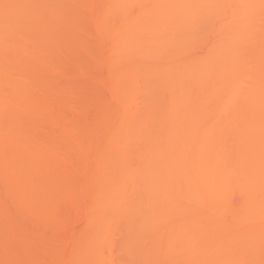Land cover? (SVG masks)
Returning a JSON list of instances; mask_svg holds the SVG:
<instances>
[{"label":"rangeland","instance_id":"374dc122","mask_svg":"<svg viewBox=\"0 0 264 264\" xmlns=\"http://www.w3.org/2000/svg\"><path fill=\"white\" fill-rule=\"evenodd\" d=\"M117 1L0 0V264H264V0Z\"/></svg>","mask_w":264,"mask_h":264},{"label":"bare ground","instance_id":"6f19581e","mask_svg":"<svg viewBox=\"0 0 264 264\" xmlns=\"http://www.w3.org/2000/svg\"><path fill=\"white\" fill-rule=\"evenodd\" d=\"M116 1H117V0H116ZM118 1H119V0H118ZM118 1H117V2H118ZM133 1H135V0H133ZM138 1H141V0H136L135 2L138 3ZM161 1H162V2H161V4H162V3H164L163 1H165V0H161ZM167 1H168V0H167ZM238 1H240V2L242 1V2H241V3H238ZM238 1L236 0V1H235V4H238V5L240 4V5H239V6L236 5V6H237V7H236L235 4H234V7H236V8L239 7V9H240L241 4H244V2H246V0H245V1H244V0H238ZM243 1H244V2H243ZM248 1H250V2H249V3L246 2V3H245V4H246L245 7H244L245 4L242 5L243 7L241 6V10H240V11L242 12V14H241V13L239 12V10H238V12L241 14V17L239 16V15H240L239 13H238L239 15H237V16H239V20H240L241 18L243 19V21H242V22L240 21V22H241L242 26H243V24L245 23V26H243V28H246L247 30H248V27H249L250 29L253 28V27H250V25H249V23H251V22H250V19H249V20L247 19L248 17H250V16L247 15V14H248L247 12L250 11L249 9H252V10H253V9L256 7V5L259 4L262 0H258V1H260V2H258V1H256V0H253V1H255V2H253V1H252V2H253L254 4L256 3L255 6H254V8H252V7H253V5H252L253 3L251 2V0H248ZM117 2H116V3H117ZM121 2H122V1L120 0V5H118V4L115 3V4H114L115 6H114V5H113V6H114L116 9L121 10V9H122V6H123V5L121 4ZM131 2H132V1L130 0V3H131ZM145 2H147V1L145 0ZM145 2H144V3H145ZM113 3H114V1H113ZM118 3H119V2H118ZM139 3H140V2H139ZM148 3H149V2H148ZM178 3H179V2H178ZM182 3H183V2H182ZM195 3H196V2H195ZM247 3H248V6H250V4L252 3L251 6L249 7V9H248V7H247ZM261 3H262V2H261ZM261 3H260L259 5H257L258 8L260 7ZM157 4H159V3H157ZM157 4H156V2H155V4H152V6H153V5H157ZM262 4H263V3H262ZM129 5H130V4H129ZM177 5H178V4H177ZM179 5H180V3H179ZM181 5H182V4H181ZM119 6H120V7H119ZM149 6H150V4H149ZM152 6H151V7H152ZM157 6H158V5H157ZM157 6H156V7H157ZM184 6H185V3L183 4V7H184ZM193 6H194V5H193ZM154 7H155V6H154ZM178 7H179V6H178ZM178 7H176V8H178ZM257 7H256V8H257ZM119 8H120V9H119ZM152 8H153V7H152ZM221 8H222V7H221ZM236 8H233V9H236ZM256 8H255V10H256ZM260 8H261V7H260ZM260 8H259V9H260ZM181 9H182V8H181ZM215 9H216V7H215ZM215 9H214V10H215ZM242 9H244V11H242ZM245 9H246V10L248 9V11H246ZM261 9H263V8H261ZM144 10H145V9H144ZM146 10H148V9H146ZM153 10H154V9H153ZM182 10H183V9H182ZM198 10H199V9H198ZM252 10H251V11H252ZM148 11H149V10H148ZM148 11H147V13H148ZM150 11H151V10H150ZM154 11H155V10H154ZM154 11H151L152 13H149V14H151V15L154 14V13H155ZM220 11H221V10H220ZM251 11H250V12H251ZM186 12H187V11H186ZM193 12H194V11H193ZM214 12H215V11H214ZM214 12H213V13H214ZM218 12H219V11H218ZM224 12H225V11H224ZM232 12H233V11H232ZM234 12H235V11H234ZM250 12H249V15L255 13L254 10H253L254 13H250ZM256 12H257V11H256ZM258 12H259V11H258ZM164 14H165V12H164ZM220 14H221V13H220ZM230 14H231V13H230ZM233 14H236V13H233ZM261 14H262V13H261ZM144 15H145V13H144ZM146 15H148V14H146ZM146 15H145V16H146ZM166 15H167V14H166ZM166 15H164L163 17H165ZM215 15H216V14H215ZM242 15H243L244 18H245L246 15L248 16V17L246 16V19L248 20L247 22H249V23H248L249 26L247 25V27H246L247 22L245 21L246 19H244V18L242 17ZM218 16H219V15H218ZM221 16H222V14H221ZM254 16H255V15H254ZM149 17H151V16L149 15ZM149 17H148V18H149ZM154 17H155V16L153 15V17H151V18H154ZM161 17H162V16H161ZM163 17H162V18H159V19L162 20ZM185 17H186V16H185ZM197 17H198V16H197ZM257 17H258V16H257ZM262 17H263V16H262ZM146 18H147V17H146ZM168 18H169V17H168ZM195 18H196V17H195ZM250 18H252V17H250ZM164 19H166V17H165ZM164 19H163V20H164ZM187 19H188V17H187ZM191 19H192V18H191ZM242 19H241V20H242ZM255 19H257V18H255ZM255 19H253V21H254ZM163 20H162V22H163ZM166 20H167V19H166ZM166 20H165L164 22H167ZM231 20H233V19L231 18ZM259 20H260V19H259ZM263 20H264V18H263ZM183 21H184V20H183ZM225 21H226V20H225ZM251 21H252V20H251ZM159 22H160V21H159ZM164 22H163V23H164ZM233 22H234V21H232V23H233ZM235 22H236V21H235ZM163 23H162V24H163ZM179 23H180V22H179ZM232 23H231V24H232ZM252 23H253V22H252ZM180 24H181V23H180ZM224 24H225V23H224ZM241 24H238V25H241ZM253 24H254V23H253ZM253 24H252V25H253ZM163 25H164V24H163ZM163 25H162V26H163ZM254 25H255V24H254ZM235 26H236V25H235V23H234V24H232L231 27L228 26V29H229V30H232V28H233V31H235V30H234V27H235ZM242 26H241V27H242ZM257 26H258V25H257ZM226 27H227V26H226ZM238 27H239V26H236V28H237L238 30H236L235 32H233V33H235V34H236V32H237V33L239 34V35H237V36H234L235 34H231L232 31H228V30L225 31V30H224V32H225L226 34H228V32L230 33V34H228V35H229V38H230V36H232V38H230L231 40H233V36H234V38L236 37L235 40H236V39L241 40V38H244L243 36H244L246 33L244 32L245 34H243V33L241 34V30H240V33H239V28H238ZM254 27H255V26H254ZM230 28H231V29H230ZM236 28H235V29H236ZM256 28H257V27H256ZM223 29H224V28H223ZM223 29H222V30H223ZM241 29H242V28H241ZM246 29H245V30H246ZM250 29H249V30H250ZM222 30H221V32H222ZM249 30H248V31H249ZM243 31H244V30H243ZM248 31H247V32H248ZM250 31H251V30H250ZM153 34H154V33H153ZM183 34H184V33H183ZM223 34H224V33H223ZM241 35H243V36H241ZM251 35H253V34H251ZM223 37H224V38H223ZM240 37H241V38H240ZM129 38H131V39H129ZM129 38H127V39H129L130 42H129L128 44H127L128 41L126 42L127 51H129L130 49L133 50L132 47H134V46L132 45V44H134V38H133L131 35L129 36ZM225 38H226V35H225V36H222L223 41L221 42V46H224V45L226 46V45H228V44L230 43V42H229L230 40H229L228 38H227L228 43H226L227 40H226ZM254 38H255V36H254ZM0 39H1V38H0ZM224 39H225V40H224ZM246 39H247V38H246ZM132 40H133V41H132ZM235 40L231 41V43H233ZM239 40H238V42H239ZM224 41H226V42L224 43ZM236 41H237V40H236ZM236 41H235V42H236ZM241 41H242V40H241ZM212 42H213V41H212ZM244 42H245V41H244ZM231 43H230V44H231ZM129 44H130V45H129ZM206 44H207V43H206ZM213 44H214V43H213ZM223 44H224V45H223ZM248 44H249V43H248ZM128 45H129V46H128ZM233 45H234V43H233ZM241 45H242V44H241ZM131 46H132V47H131ZM236 46H238V45H236ZM230 47H231L232 49L234 48V46L232 47V44L230 45ZM230 47L228 46V48H227V47H225V48H227L228 51H229V50H231ZM245 47H246V46H245ZM206 48H208V47H206ZM238 48H239V47H238ZM227 49H226V50H227ZM236 49H237V48H236ZM209 50H210V47H209ZM260 50H261V49H260ZM239 51H240V50H238V52H239ZM209 52H210V51H209ZM225 52H226V51H225ZM233 52H235V49H234ZM261 52H262V51H261ZM263 52H264V51H263ZM228 53H230L231 56H233V54L231 53V51H230V52H227V54H228ZM235 53H236V52H235ZM225 54H226V53H225ZM227 54H226V55H227ZM230 54H228V56H230ZM219 55L223 57L222 54H219ZM226 55H225V56H226ZM234 55H235V54H234ZM236 55H237V53H236ZM217 56H218V55H217ZM225 56H224V57H225ZM231 56H230V57H231ZM240 56H241V55H240ZM218 57H219V56H218ZM222 57H220L219 59H221ZM226 57H227V56H226ZM226 57L224 58V60H223V58H222L221 60H223V61L225 62ZM238 57H239V56H238ZM215 58H216V57H215ZM232 58H233V57H232ZM232 58H231V59H232ZM236 58H237V56H236ZM239 58H241V57H239ZM217 59H218V58H217ZM219 59L217 60V61H218L217 63H218V65H222V66H217V64L214 63V64H216V67L214 66V67H215V68H213L214 71H213V72L211 71V73H214L212 76L219 75V74L221 73V71H224V72H225V69H228V66L226 65L227 62H226L225 64H224V63L221 64V63H219ZM244 59H245V57H244ZM244 59H243V60H244ZM246 59H247V58H246ZM205 60H206V59H205ZM221 60H220V61H221ZM252 60H253V59H252ZM223 61H221V62H223ZM233 61H235V60H233ZM237 61H238V60H236V62H237ZM239 61H241V60L239 59ZM239 61H238V62H239ZM245 61H246V60H245ZM233 63H234V62H233ZM246 63H248V61L245 62V65H247ZM223 64H224V66H225V65H226V66L224 67ZM238 64H239V63H237V65H238ZM241 64L243 65V61H241V63H240L238 66H240ZM234 65H236V64H234ZM234 65H231V67L234 66ZM242 65H241V67H240V69H241L240 72H239V73L237 72V74H236V71H235L234 69H235V67L237 68L238 66H235L234 68L232 67L233 70L229 69V70H231V71H229L230 73H231L232 71H233V73H234V71H235V73H234L233 75H232V73H231V77L233 76L232 79H233L234 77H237L239 74H241L240 77H242V75L244 76L245 73L243 74L242 72H246V73L248 74V73H252V72L254 71L253 73H255V70H253L254 68H253V69H249V70L247 71V69H248V68H251V66L248 67V65H247V68H246V67H242ZM245 65H244V66H245ZM252 66H253V65H252ZM217 67H218V68H217ZM219 67H220V68H221V67H224L225 69L222 68V69H224V70H222V69H219ZM231 67L229 66V68H231ZM238 68H239V67H238ZM243 68H244V69L246 68L245 71H242ZM256 68H257V67H255V69H256ZM259 68H260V67H259ZM259 68H258V69H259ZM215 69H217L218 71L221 70V71L219 72V74H217L218 71H215ZM236 70L239 71V69H236ZM250 70H251V71L253 70V71L251 72ZM260 70H262V68H260ZM260 70H258V72H259ZM227 71H228V70H226V73L229 74V72H227ZM241 71H242V72H241ZM249 71H250V72H249ZM216 72H217V73H216ZM208 73H209V72H208ZM223 74H225V73H223ZM228 74H227V76H226V75L224 76V75L221 74L222 77H221V78H218V79H219L220 81H222V82L220 83V81L217 80V84L214 83V84H215L214 87H216L217 85H218L217 87H219V85L223 83L222 78L224 77V83H225L226 85L228 84V85H227L228 87H227L226 85H224V86L221 85L222 87H224V89L222 88L223 90H220V89H221V86L219 87L220 89H218V91L220 90V93H221V94L218 93V91H216V92L218 93V95H219V99H220V101H221V99H222V101H221L220 103H222L223 100H224V97H226L225 93H226L227 91H228V94L230 93V95H228V96L230 97V101H231V100L233 101V99H234L235 97H237L236 95H238L237 92H239V90L237 91V89H241V91H242V89H244L245 86H249V87H250L249 89H251L250 82L252 83V81H253L254 79H255V81H253V84H251V85H254V84H255V85H256V84H257V85H259V84L261 85V82L264 81L263 78L261 79L263 73L260 72V74H261L260 77H259V76H258V77L256 76L257 78H255V77L253 76L254 79H252V80L250 79V81L248 80V81H249L248 85H246L247 82H243L242 84H244V86H242L241 83H239L240 85L237 83V82H238V81H237L238 78H235V80L237 79V80H236V83H233V80H234V79L231 80V81H230V80H226L227 78L229 79L230 74H229V76H228ZM255 74H256V73H255ZM255 74H254V75H255ZM235 75H236V76H235ZM248 75H249V74H248ZM248 75H245V76L242 77V78L244 79V78H246ZM258 75H259V74H258ZM263 75H264V74H263ZM250 76L252 77L251 74H250ZM208 77H209V75L207 76V78H208ZM216 77H217V76H216ZM218 77H220V76H218ZM226 77H227V78H226ZM231 77H230V79H231ZM240 77H239V78H240ZM251 77H250V78H251ZM225 78H226V79H225ZM258 78H259L260 80H259ZM247 79H249V77H248ZM256 79H258V81H260L259 84H258V82H256V81H257ZM235 80H234V81H235ZM261 80H263V81H261ZM218 81H219L220 84L218 83ZM225 81H227V82H231V83H233V84H238V85H236L237 87L234 85V87H236V89H234L233 84L231 85L230 83H226ZM254 82H255V83H254ZM208 83H209V82H208ZM211 83H213V82L211 81ZM245 83H246V84H245ZM229 84H230V86H229ZM262 84H263V86H260V85H259V87H261V88H258V90H260V89H262V88L264 87V83H262ZM210 86H212V88H213V85H210ZM225 86H226L227 88H229V89H227V91H226V89H225ZM239 86H241V88H239ZM230 87H231V88H230ZM255 87H256V86H254V88H255ZM257 87H258V86H257ZM257 87H256V89H257ZM212 88H211V89H212ZM247 88H248V87H246L245 89L247 90ZM252 88H253V86H252ZM230 89H234V90L232 91V90H230ZM245 89L242 91V93H244V94H246V95H249V97H248V96H247V97H248V98L251 97L252 99H254L255 97H257L258 94L262 91V90H260L259 93L257 92V93H258L257 96H256V95L254 96V94H256V91H257V90L255 91V90L252 89V90H253V93H254V91H255V93L253 94V93H252V90H251V91L249 90L250 92H248V91L244 92ZM213 90H217V89L214 88ZM213 90H212V92H213ZM222 91H224V92H222ZM225 91H226V92H225ZM234 91H235V92H234ZM236 91H237V92H236ZM247 92H248L249 94H248ZM223 93H224V94H223ZM226 94H227V93H226ZM244 94H243V95H244ZM251 94H252L253 97L250 96ZM220 95H224V96H222V98H221ZM234 95H235V96H234ZM239 95H240V94H239ZM239 95H238V96H239ZM241 95H242V94H241ZM260 95H261V96H260ZM260 95H259L260 97H264L263 93H262V94L260 93ZM262 95H263V96H262ZM259 96H258V97H259ZM242 97H243V96H242ZM251 98H250V99H251ZM226 99H227V98H226ZM256 99H260V98H256ZM256 99H254V100H256ZM232 101H231V104H232ZM263 101H264V100H263ZM233 102H234V101H233ZM249 102H250V101H249ZM249 102H247V105L249 104ZM252 102H253V101H252ZM223 103H224V104H221V106H222V107L225 106V107H224L223 109H222V107H221V109H222V111H225V112H226V106H227L226 104H228V103L225 104V101H224ZM263 103H264V102H262V104H263ZM260 104H261V102H260ZM262 104H261V106H262ZM234 105H235V104H234ZM245 105H246V101H245ZM231 106H232V105H231ZM231 106H230V107H231ZM261 106H259V110L257 109L258 111H256V113H258V112L261 111V110H262L261 112H264V110L262 109L263 106H262V108H261ZM233 108H234V107H233ZM257 108H258V107H257ZM234 109H235V108H234ZM225 112H224V113H225ZM261 112H260V113H261ZM220 114H222V113L220 112ZM225 114L227 115V112H226ZM222 116H223V115H222ZM256 153H257V151H256L254 154H256ZM252 154H253V153H252ZM192 162H193V161H192ZM191 165H192V164H191ZM165 174H166V171H165ZM193 174H194V172H193ZM162 175H163V173L161 174V176H162ZM229 176H230V175H229ZM231 176H232V178H234V176H233L232 174H231ZM163 177H164V176H163ZM229 179H230V177H229ZM229 179H228V181H229ZM189 192H190V193H187L188 196L192 197L191 195H193V193H194L195 191H194V190H192V191L189 190ZM192 192H193V193H192ZM254 228H255V227H254ZM254 228H253L252 230L256 231V229H254ZM254 235H255V234H254Z\"/></svg>","mask_w":264,"mask_h":264}]
</instances>
